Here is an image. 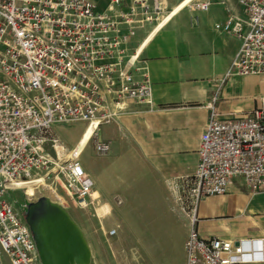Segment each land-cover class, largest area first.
<instances>
[{
    "label": "built area",
    "instance_id": "2783aa9c",
    "mask_svg": "<svg viewBox=\"0 0 264 264\" xmlns=\"http://www.w3.org/2000/svg\"><path fill=\"white\" fill-rule=\"evenodd\" d=\"M124 1L109 0L98 10L91 0H0V259L41 264L24 215L5 198L8 190L19 189L17 181L44 170L77 207H93L98 215L95 205L105 204L94 197L78 158L57 156L64 147L54 126L86 122L95 125L94 136L100 124L116 121L131 106L152 107L150 81L145 73L135 76L138 59L129 54V44L135 25L155 21L160 7L129 0L123 10ZM236 2L243 16L227 8L215 24L240 40L224 76L264 74V0ZM195 6L206 10L209 2ZM215 99L206 104L195 171L168 182L191 224L185 264L264 262V249L255 254L243 240L204 238L195 226L199 202L226 193L234 177L251 191H264V95L250 112L229 120L218 118ZM93 146L100 154L109 149L95 138ZM107 233L114 235L116 228Z\"/></svg>",
    "mask_w": 264,
    "mask_h": 264
},
{
    "label": "crops",
    "instance_id": "0c3cea01",
    "mask_svg": "<svg viewBox=\"0 0 264 264\" xmlns=\"http://www.w3.org/2000/svg\"><path fill=\"white\" fill-rule=\"evenodd\" d=\"M91 1L102 10L109 0ZM153 1L159 4V16L137 23L129 44V54L138 59L135 76L145 73L150 81L152 107L133 105L116 121L100 124L94 136L109 143L104 162L82 167L93 182L94 195L108 209L106 216L111 215L110 228H116L112 236L123 230L130 212H154L162 225L174 213L179 219L148 240L158 249L149 258L153 264H185L184 242L191 224L168 182L195 171L199 135L209 116L206 104L216 96L213 105L221 120L250 112L264 95V74L224 76L240 40L215 24L225 19L227 8L243 16L236 0H190L165 21L183 0H146L149 5ZM204 1L209 2L206 10L195 6ZM128 5L125 0L121 8L127 10ZM66 127L55 125L53 131L57 135ZM196 217L204 238L257 240L263 242L259 250L264 249V191H251L242 177H234L226 193L200 201Z\"/></svg>",
    "mask_w": 264,
    "mask_h": 264
},
{
    "label": "rangeland",
    "instance_id": "374dc122",
    "mask_svg": "<svg viewBox=\"0 0 264 264\" xmlns=\"http://www.w3.org/2000/svg\"><path fill=\"white\" fill-rule=\"evenodd\" d=\"M83 123L76 121L62 124L67 126L65 130L57 134L61 145L65 149L63 156H61L60 150L57 153V156L59 158L62 157V160L72 157L69 154L71 144L76 140L82 128H84ZM94 138L95 136L92 137L79 158L83 167L104 162L103 155L105 153L100 154L95 151L93 146ZM36 177H41L43 181L33 184L31 191L19 185V189L8 190L5 198L13 204L19 215H24L27 212L29 203L35 202L40 197H48L52 201H60L62 203H64L65 199L67 201V204L65 203L64 205L66 210L83 230L90 246L91 258L89 264H153L152 260H150L151 253L158 249L148 242L153 237L161 235L163 226H168L171 222L179 219L174 213H170L166 217L168 223L166 222V224L162 225L154 212H130V218L125 223L123 230H118L115 236H109L107 232L111 226V215L106 216L104 214L106 211L105 204L100 207L95 205L98 212V215H96L93 207L79 208L74 205L73 201L66 198L58 181L53 180L51 176L45 177L44 170ZM0 264L11 263L9 258L3 255L0 259Z\"/></svg>",
    "mask_w": 264,
    "mask_h": 264
},
{
    "label": "bare ground",
    "instance_id": "6f19581e",
    "mask_svg": "<svg viewBox=\"0 0 264 264\" xmlns=\"http://www.w3.org/2000/svg\"><path fill=\"white\" fill-rule=\"evenodd\" d=\"M188 1L190 0H183L175 6L172 12L165 16L164 21ZM94 126V124H88L83 128L77 141L69 151L72 157L79 158L83 147L93 134ZM42 181L43 179L41 177L34 176L17 181L16 187L19 188V185H21L31 191L33 184ZM40 198H42L41 204L44 212V224L48 229L47 240L51 253V264H89L91 258L90 246L81 227L78 226L74 218L66 210L64 203L52 201L48 197ZM244 243L247 248L255 250V254H259L260 252L258 250L263 248V242L261 241L245 240Z\"/></svg>",
    "mask_w": 264,
    "mask_h": 264
},
{
    "label": "water",
    "instance_id": "95a60500",
    "mask_svg": "<svg viewBox=\"0 0 264 264\" xmlns=\"http://www.w3.org/2000/svg\"><path fill=\"white\" fill-rule=\"evenodd\" d=\"M42 198L30 202L24 218L28 223L34 237L41 264H51V253L47 240V227L44 224V212L41 204Z\"/></svg>",
    "mask_w": 264,
    "mask_h": 264
}]
</instances>
